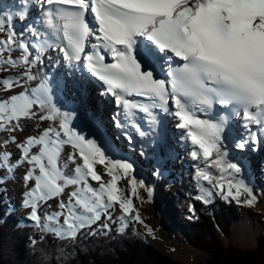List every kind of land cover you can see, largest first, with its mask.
Instances as JSON below:
<instances>
[{
    "label": "snow or ice",
    "instance_id": "obj_1",
    "mask_svg": "<svg viewBox=\"0 0 264 264\" xmlns=\"http://www.w3.org/2000/svg\"><path fill=\"white\" fill-rule=\"evenodd\" d=\"M49 65L63 72L51 75ZM77 75L78 88L94 78L113 98L115 127L130 144L132 132L153 147L166 144L165 118H172L180 130L174 138L191 145L196 200L258 204L238 178L244 165L230 160L229 140L233 125L241 152L264 138V0H17L0 10V204L5 216L14 211L7 185L24 169L21 207L39 233L28 236V247L41 264L50 252L37 245L48 236L62 242L57 254L65 260L81 241L110 237L114 226L117 235L130 228L159 240L134 204L145 202L141 189L151 200L153 188L137 179L132 162L112 158L98 128L89 138L79 127L93 117L81 91L66 100V76ZM26 122L38 132L20 139ZM140 154L147 155L143 145ZM165 171L158 162L153 175L164 179Z\"/></svg>",
    "mask_w": 264,
    "mask_h": 264
},
{
    "label": "trees",
    "instance_id": "obj_2",
    "mask_svg": "<svg viewBox=\"0 0 264 264\" xmlns=\"http://www.w3.org/2000/svg\"><path fill=\"white\" fill-rule=\"evenodd\" d=\"M193 208L194 214L181 223V228L189 243L209 254L205 263L197 264H264V219L259 223L256 247L240 249L231 243L225 246L220 235L222 232L229 236L232 222L239 216L237 213L224 206H217L209 214L205 205ZM5 210L6 204H0V217L6 219V223L0 225V264H41L39 253L30 254L28 247V236L34 233L32 224L14 211L5 216ZM34 234L39 236L38 232ZM60 246L62 242L48 236L47 242L38 244L37 248L48 249V264H181L148 240L132 235L130 228L125 235H117L114 226L110 237L81 241L77 254L66 260L57 254Z\"/></svg>",
    "mask_w": 264,
    "mask_h": 264
},
{
    "label": "bare ground",
    "instance_id": "obj_3",
    "mask_svg": "<svg viewBox=\"0 0 264 264\" xmlns=\"http://www.w3.org/2000/svg\"><path fill=\"white\" fill-rule=\"evenodd\" d=\"M4 1H5V3L3 5ZM15 3H17V0H0V10H3L6 7L11 6ZM33 14H34V10H33ZM22 28H23V25L20 22H17L16 23L17 31H21ZM46 70L51 75H57V74L63 72V70L60 69L59 65H49ZM3 75H8V74H3ZM66 79H72V78L66 76ZM78 84H80L79 79H77V81L75 82V85L69 86V88L72 89L73 92L68 91V89H67V91L65 93L66 100L68 101L69 99L74 98L77 91H81L82 92L81 96L84 97L86 105H88V104H89V106L92 105L90 110H91V113L93 114L94 119H96V121L98 122V124L100 125L102 130L105 132L107 139L104 141V143L110 142L112 147H113V151L110 153L112 158L128 160L129 162L134 163V168H135L134 174L137 177V179H143L150 187H152V188L155 187V191L152 195L151 200H148L147 193L143 189L140 190V195L142 197H144L145 202L143 204H141L140 200L134 199V204L141 210L142 215L145 217L146 223L151 225V227L153 229H156V234L159 237V240H154V243L156 245L162 247V249H165V250H168V248L172 247V245L175 246V251L173 252L172 255H175L179 249H183V251H185V252L191 251L192 250L191 247H189L188 245H184V244L180 243V239L177 238V237H179L178 233H177V236H174L173 234H176V233H174L175 231L173 230V228H170L164 222L165 212H166V204H165V200H164L165 197L162 196V198H160V193H158V186L160 185V183L161 184L164 183L165 185H167V183H165L166 182L165 180L170 179L171 178L170 176L172 175L170 172L167 171L166 165L163 163V159L162 160L160 159V158H164L165 156L167 158L168 155H173V153H174L173 149L168 144V141L166 144H157L155 147H153L148 141H142L140 138H138L136 136V134L131 133V134H133L132 135L133 142L130 144L129 140L127 139L125 132H122L121 130L118 131L116 129L114 130V127L112 125L113 124V118H112L113 114L110 112V110L112 108L116 110V105L114 103L113 98L111 96L103 95L104 97L106 96L107 102H104L102 99L99 100L98 95L95 94L94 92H92V90L94 88L93 84H92V80L87 82L86 84H84L82 89L78 88L76 86ZM98 89L101 92L103 91V89L99 83H98ZM99 91H97V92H99ZM0 95H3V94H0ZM86 97H88V99H86ZM68 102L70 103L71 101H68ZM107 105L111 106V109ZM94 106H97V108ZM67 110H70V108H68ZM108 111H109V113H108ZM107 113H108V116L110 114V116L108 118L106 115ZM170 119H172V118L166 117L167 122H169ZM110 122H111V125H109ZM29 123L33 124L32 122H26L25 126H29ZM169 123H168V127H169ZM234 126L237 127L236 125H233V127H232V133H231V137L229 140V151H230V148L238 151V149H236L234 147V139L239 138L241 130L238 127L234 128ZM169 129H170L169 138H170V136L174 137V135H179L180 131H178L176 134H173L174 130H172L171 128H169ZM112 132H114L115 135L112 134ZM117 138L118 139L121 138L122 139L121 141L125 142L126 145L121 144L120 146H117V144L113 142V140H116ZM262 139H264V138H262ZM262 139H261V142H262ZM176 142H177V140H176ZM261 142L255 146L250 145L244 152H254V154L256 156L259 155V159L262 160V156H260V154H261L260 149L262 148ZM175 144H178L182 154L184 152L186 154L187 153L189 154V152L191 150L190 142L185 143V142L181 141V142H179V143L177 142ZM142 145L144 146V150L147 153L146 156H142L140 154ZM0 151H3V145L2 144H0ZM8 151L14 152V151H18V149L15 148L14 146H12V144H9ZM70 151H71L70 148L67 149V152H70ZM67 152L64 155L65 159H66ZM182 154H180V156H176L177 160L179 159V160L183 161V159H181ZM159 155H162L163 157L162 156L160 157ZM188 156H190V155H188ZM140 157H141V161L139 160ZM229 158L233 162L238 161L244 165V170L240 174L239 177L244 179L245 181H246V179H245L246 177L247 178L250 177L251 182H253L255 184L254 179L251 178L252 174L250 172V169L248 168V164H246V162L241 161L239 159V157L237 156V153H234V155H232L230 153ZM190 159H191V157H190ZM139 162L141 163L142 168L140 167ZM158 162L161 164V166L164 169H166L164 179H159L153 175V171L155 170V166ZM190 164H193V163H190ZM97 167H98V170L102 173L103 167L102 166H97ZM142 169H143V172H142ZM189 170L192 172V174L190 173V176H189V174L187 176H185V175H182V176L187 177V179H186L187 183L185 184V190L192 193V191L190 189H193V183L190 184V180L192 181V178H193V168L191 166H189L188 171ZM23 172H24V169L17 170L15 173V178L9 179V181H8L9 197L12 200H17V199L22 198V192H23L24 188H23V183H22L21 177L23 175ZM105 179H107V177H105ZM169 182L171 183V180ZM92 184L94 187L97 186L95 182H92ZM194 184H195V182H194ZM189 185H191V187ZM120 186L122 188H124L125 195H127L128 194L127 181L122 180L120 182ZM196 189H195V191L198 192V189L197 190ZM182 190H184V189H182ZM172 191H173L174 195L183 194V192L180 190L179 186L178 187L176 186L175 188H173ZM260 194H261V192H260ZM257 195L260 197L259 200L261 201V205L263 206L262 208H264V195H261V196L259 194H257ZM10 202L15 203V201H11V200H10ZM16 203L18 206V202H16ZM51 203L52 204L56 203V201L53 200ZM262 208H255V207L249 208V207L243 206L244 215L242 218H240L236 222V224L234 226V232L236 233V235L239 238L246 239L250 242L255 241L256 232H255V228H254V217H256L258 215V211L256 209L262 210L264 212V210ZM15 209H16L15 211H18V213H20V214H24V212L26 213V211L21 206L19 209H18V207H16ZM118 212L119 211H118V206H117V211L114 214H117Z\"/></svg>",
    "mask_w": 264,
    "mask_h": 264
},
{
    "label": "rangeland",
    "instance_id": "obj_4",
    "mask_svg": "<svg viewBox=\"0 0 264 264\" xmlns=\"http://www.w3.org/2000/svg\"><path fill=\"white\" fill-rule=\"evenodd\" d=\"M77 79H79L78 76H76L75 78H72V79H67L68 91L73 92V90L70 89L69 86L75 85V82L77 81ZM98 83L99 82H95L94 78H92V84L94 87L92 92H94L95 94L98 95L99 100L102 99L104 102H107L106 96L104 97L103 95H101V91H99V89H98ZM97 91H99L100 93ZM0 94H4V93H0ZM86 99H88V97H86ZM72 100H73V98L69 99L68 101H72ZM84 103H85V100H84ZM84 106L89 110L90 115L93 117V114L91 113V110H90L92 105L89 106V104L86 105V103H85ZM94 107L97 108V106H94ZM108 107H110V109H111V106H108ZM108 113H109V111H108ZM108 113L106 114L107 118L110 116V114L108 116ZM94 120H96V119H94ZM171 123L172 124L169 126V128L174 130L173 134H176L180 130H177L174 128V121H171ZM109 125H111V122ZM234 128H237V127L234 126ZM114 130H115V127H114ZM37 132H38V129H36L33 126V124L29 123V126H25L24 132L17 133V136L20 139H23L27 135L37 134ZM112 134L115 135L114 132H112ZM0 139H3L2 135H0ZM106 139H107V137H106ZM119 139L117 138L116 140H113V142L116 143L117 146H120L121 144L126 145L125 142L121 141L122 140L121 138H119ZM175 143H177L175 138L170 136V138L168 139V144L171 146L174 153H173V155H168L167 158L165 156L163 158V163L166 165L167 171L170 172L172 175L170 176L171 177L170 179L165 180L166 181L165 183H167V185H165L164 183H162V184L160 183V185L158 186V193H160V198H162V196L165 197L164 200H165V204H166V212H165L164 222L166 223L167 226H169L170 228H173V230L175 231L174 233H176V234H173L174 236H177V233H178L179 237H177V238L180 239V243H182L184 245H188L189 247H191L192 250L185 252V251H183V249H179L175 255H172L174 251H170V250L175 249V246L172 245V247H169L168 250H165V249H162V247L156 245L154 243V240H152L151 238H148L147 240L150 243H152L160 252H162L166 256L180 262L181 264L205 263L209 259V254L207 252H205L204 250H200V249L196 248L195 246H193L191 243H189V241L184 237L185 234L182 233L183 229L181 228V223L184 222L186 219L192 217V215H193V213H191L189 211V207L190 206H192V207L197 206L198 207L199 205H203L204 203L200 200L195 199V196L198 195V192L195 191L196 186L194 184L193 178H192V181L190 180V184L193 183V189H190L192 191V193L185 190V184L187 183L186 182L187 177H185V176H187L188 174L190 176V173L192 174V172L190 170L188 171V167L189 166L192 167L193 164H190V163H193V161L190 159V156H188L189 155L188 153L186 154L183 151L184 153L182 154L178 144H175ZM261 144H262V148L260 149V152H261L260 156H262V160H260L259 155L256 156L254 154V152H244V151L241 152L239 150L237 151L235 149L230 148V153L232 155H234V153H237V156L239 157V159L243 162H246V164H248V168L250 169V172L252 174L251 178L254 179L255 184L253 182H251L250 177L249 178L246 177L245 182L248 183L254 189L256 194H259L260 196H261L260 192L264 193V158H263L264 157V139L262 140ZM12 146H14L16 148L15 145L12 144ZM11 153H13L12 159L15 160L14 158H16V155H18V151H14V152L12 151ZM180 154H182L181 159H183V161L179 160V159L177 160V158H176V156H180ZM159 156L161 157L162 155H159ZM139 160L141 161V157L139 158ZM140 167L142 168L141 163H140ZM142 172H143V169H142ZM0 174H2V173H0ZM182 175H185V176H182ZM238 178H240V177H238ZM170 180H171V183L169 182ZM176 186L180 187V190L183 192V194H178V195L173 194L172 189L175 188ZM189 186L191 187V185H189ZM8 188H9V186H8ZM182 189H184V190H182ZM154 191H155V187H153V193H154ZM8 196H9V193H8ZM10 200L15 201V203H11V202L10 203L14 209V212L18 213V211H15L16 210L15 208L16 207H18V209L20 208L21 198L17 199V200H12L10 198ZM16 202H18V206H17ZM55 204L56 203H53L52 205L55 206ZM217 206H224L225 208H229L231 211H233L234 214L237 213L239 215L238 218H236L232 222L231 232H230L229 236H226L222 232H220V235H221V238L224 242V245L227 246L229 243H231L232 245H235L236 247H238L240 249H248V248L256 247V245H257L256 239H257L258 235L260 234V230H259L260 224L259 223H260V220L264 219V212L262 210L256 209L258 211V215L256 217H254V228H255V232H256L255 241L250 242L246 239L239 238L236 235V233L234 232V226H235L236 222L240 218H242L244 215L243 206L237 205L235 202L225 201V200L221 199L220 197H214L210 204L205 205V208L208 210V214H209V211H211V210L214 211ZM262 207L263 206L261 205V201L259 200V202L255 206V208H262ZM262 209L264 210V208H262ZM18 214H20V213H18ZM24 214H20V216L25 220V222L32 224L31 221L27 220L25 212H24ZM116 215H119V212L117 214H114V216H116ZM149 226H151V225H149ZM137 228H138V230L142 231V229H140L139 226H137ZM242 256H244V255L241 253V257Z\"/></svg>",
    "mask_w": 264,
    "mask_h": 264
},
{
    "label": "water",
    "instance_id": "obj_5",
    "mask_svg": "<svg viewBox=\"0 0 264 264\" xmlns=\"http://www.w3.org/2000/svg\"><path fill=\"white\" fill-rule=\"evenodd\" d=\"M243 257V259H244V256H242Z\"/></svg>",
    "mask_w": 264,
    "mask_h": 264
}]
</instances>
